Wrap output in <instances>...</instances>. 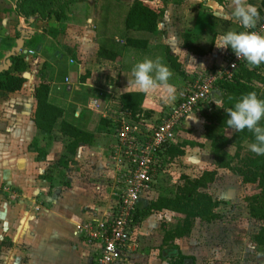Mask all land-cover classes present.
Returning <instances> with one entry per match:
<instances>
[{"label": "crops", "instance_id": "crops-1", "mask_svg": "<svg viewBox=\"0 0 264 264\" xmlns=\"http://www.w3.org/2000/svg\"><path fill=\"white\" fill-rule=\"evenodd\" d=\"M16 1L0 0V65L16 47L22 27L40 38L36 48L31 46L29 37L24 41V50L35 52L27 62L35 58L42 67L46 63L49 68L45 71L41 68L32 79L29 72L26 73L23 89L6 94L15 99L0 103V264H95V248L77 237L75 230L79 225L97 220L110 208L115 172L108 161L112 141L107 134L110 120L93 111L90 101L101 95L102 107L110 103L109 116L117 114L121 110L122 94L143 93L135 87L127 88L128 79H132V67L145 57L159 56L173 72L170 83L175 85L176 92L171 103L163 101L159 90L145 96L142 108L155 118L176 102L178 94L200 75L227 65L231 47L218 49L215 38L229 30L242 31L243 28L231 15V0H223L221 4L203 0H185L182 4L145 1L152 10L163 14L155 34L125 29L132 0L127 6H120L118 1L99 0L94 4L93 0H88L67 8L64 20L51 21L55 34L42 35L18 17ZM263 1L248 0V3L260 10ZM76 6L81 8L79 14H74ZM128 39L146 42L147 47L128 48ZM186 41L206 55L197 56L187 51ZM50 50L54 51L56 65L45 57ZM103 51L115 52L116 60L100 57ZM168 55L180 65V71L175 70ZM42 76L51 84L50 102L65 111L63 120L94 136L91 145L77 151L68 170L57 173L51 181L42 177L53 163L65 156L61 157L60 152L61 158L55 157L56 149L61 143L67 146L68 140L59 133L61 120L43 161L31 148L38 138L44 143L42 146L46 143L33 123L34 91ZM28 81L33 88L27 99L24 95ZM215 101L221 102L218 89L212 96L214 109L218 110L221 103L218 107ZM202 111L199 109L187 118L179 135L193 128L197 130V126L204 134V121L199 115ZM194 116L196 120L190 119ZM97 157L105 159L104 167H95ZM139 254L140 251L133 264H138Z\"/></svg>", "mask_w": 264, "mask_h": 264}, {"label": "trees", "instance_id": "trees-1", "mask_svg": "<svg viewBox=\"0 0 264 264\" xmlns=\"http://www.w3.org/2000/svg\"><path fill=\"white\" fill-rule=\"evenodd\" d=\"M88 0H17L15 11L19 18L23 19L27 27L36 28L42 35L55 34L52 30L45 28L51 21L60 22L66 18V9L77 3ZM104 2L119 0H101ZM133 4L125 19V29L127 31L147 32L155 34L158 32L159 21L162 12H156L145 4V1L154 0H132ZM165 4H182L185 0H160ZM223 3V0H203ZM260 18L264 19V1L259 10ZM31 39V46L36 48L40 45V38L28 35ZM128 48L145 49L146 42L128 39ZM184 48L197 55L205 56L206 53L186 41ZM230 55L233 50L230 49ZM116 53L103 51L100 57L108 60H116ZM175 70L180 71V65L176 60L168 55ZM10 67L8 70L0 72V93L15 94L20 92L27 80L24 75L30 69V64L24 56H12L8 59ZM49 66L45 63L42 70L45 71ZM217 89L221 94V108L218 110L205 109L202 113L204 121V140L205 144L200 146L209 147L216 153L214 163L216 170L205 171L200 177L191 179L188 176L182 178V184L171 187L170 181L164 182L160 179L157 190L159 197L147 204H140L134 218V226L148 219L150 216L169 212L179 217L175 228L170 229L168 224H163L162 245L171 251L168 258L160 255L161 261H168L167 264H195L193 256L184 255L175 246L178 240L189 237L197 221L214 223L219 220L217 210L225 206L226 202L217 200L209 194L218 179V170H227L237 176L243 185H251L256 188V193L246 199L250 218L260 222L261 228L251 238L254 245L258 246L264 255V155H257L250 151L247 144L255 142L254 134L247 129L236 132L229 128L226 121L229 117L226 110L233 108L240 98L250 92L255 91L259 98L264 99V64L259 67H252L246 62L238 67L231 81L219 82ZM51 84L41 77L39 84L34 91L36 100V110L33 115V123L40 133L45 145L42 146L37 140L33 142L35 152L43 161L47 157V149L52 144L53 133L59 121V133L68 140L66 154L61 159L52 164L48 169L44 180L51 181L57 173H65L70 164L75 161L77 151L84 146H89L94 141L93 134L86 132L75 125L64 121L65 111L50 102ZM145 94L139 92H129L122 94L119 103L123 112L127 113L132 119V124H139L140 117L150 119L152 113L145 111L143 103ZM264 126V119L260 122ZM187 142L172 145L167 150V162L173 163L176 159L186 155ZM227 148H232V157H226L223 153ZM166 192L167 194H163ZM141 250V243H140Z\"/></svg>", "mask_w": 264, "mask_h": 264}, {"label": "built area", "instance_id": "built-area-1", "mask_svg": "<svg viewBox=\"0 0 264 264\" xmlns=\"http://www.w3.org/2000/svg\"><path fill=\"white\" fill-rule=\"evenodd\" d=\"M261 27H264L262 18L253 30L259 31ZM33 55L35 52L30 51L28 58ZM246 62L233 52L225 67L200 75L160 115L150 119L142 116L139 124H132V118L122 109L109 116L110 103L102 107L101 95L90 101L93 111L110 120L107 134L112 141L108 161L115 172L110 208L97 220L79 225L75 230L77 237L95 248V264H133L140 251L135 214L166 175L167 150L178 144L179 133L190 115L199 109L215 110L212 96L217 84L231 81L238 67Z\"/></svg>", "mask_w": 264, "mask_h": 264}, {"label": "rangeland", "instance_id": "rangeland-1", "mask_svg": "<svg viewBox=\"0 0 264 264\" xmlns=\"http://www.w3.org/2000/svg\"><path fill=\"white\" fill-rule=\"evenodd\" d=\"M93 2L97 4L99 0H93ZM130 2V0H119L116 3L120 4V6H127ZM80 9V6L74 7V14H79ZM53 25V22L49 23L47 26L49 30H53ZM51 48L49 45V49ZM45 57L48 61H52L54 65L57 64L54 60V51L50 50ZM37 62L38 59L33 58L29 63L31 66L28 70L30 79H32L31 76L36 75V72H40L42 68V64ZM0 68H2V65H0ZM32 88L33 84L28 81L24 95L27 99L30 98ZM14 99V97L5 93H0L1 104L3 102H11ZM202 112L199 115H202ZM199 128L200 126H197V130L193 128L190 132L184 131L185 134L179 135V137L181 136L180 143L187 142L190 145L186 148L184 157L168 164L164 182L170 181L169 188L182 184L184 176L196 179L205 171L216 170L214 163L216 153L209 147L200 146L203 145L202 143L205 140L204 134H201ZM37 141L40 145L44 144L40 138ZM249 146L247 144L248 148ZM65 147V144H59L56 149L57 156L55 157H60V152L61 157L66 154ZM223 154L230 158L233 156L234 150L227 148ZM97 159L98 157L94 160L96 162L95 167H104L105 159L103 160L102 157ZM217 172V182L209 190V194L217 200L226 202L225 206L217 210L220 217L219 220L214 223L197 221L191 235L185 239L178 240L175 246L184 255L193 256L195 264H264V255L261 249L254 245L251 240L262 224L250 218L246 202L247 198L257 192L256 188L251 185H243L237 176L227 170H218ZM154 193L148 197L147 201L149 198L157 199L161 194L159 192ZM162 193L167 194L166 192ZM178 220L179 217L175 214L164 212L152 215L138 225V236L141 243L138 264H167L168 261L160 260V255H163L164 258H168L171 255V251L162 245L163 231L161 226L168 224L169 228L173 229L176 227Z\"/></svg>", "mask_w": 264, "mask_h": 264}, {"label": "clouds", "instance_id": "clouds-1", "mask_svg": "<svg viewBox=\"0 0 264 264\" xmlns=\"http://www.w3.org/2000/svg\"><path fill=\"white\" fill-rule=\"evenodd\" d=\"M231 15L245 30H229L215 38V46L218 49H227L229 46L240 59L247 61L250 68L264 64V27L255 31L260 20L258 8L248 3V0H231ZM203 66V65H202ZM235 67V65H233ZM132 79H128V87L138 88L145 95L162 92L165 103H171L175 99L176 87L170 80L173 72L163 62L162 57H145L137 62L131 69ZM126 88V89H127ZM220 107V101H215ZM230 118L226 124L236 132L247 129L252 132L255 142L251 143L250 151L257 155H264V126L260 122L264 119V99L258 97L255 91L243 95L233 108L226 110ZM190 119L196 120L197 117Z\"/></svg>", "mask_w": 264, "mask_h": 264}, {"label": "water", "instance_id": "water-1", "mask_svg": "<svg viewBox=\"0 0 264 264\" xmlns=\"http://www.w3.org/2000/svg\"><path fill=\"white\" fill-rule=\"evenodd\" d=\"M19 32H20L21 35H20V38L18 39V41L16 43L17 45L14 48V50L5 57V62L2 65V68H0V72H2L3 70H8L9 69L10 63H9L8 59L10 57H12V56H25V57H27L26 58L27 61L29 60V58H28L29 51L28 50H24V41L26 39H28L27 37H28L29 33H27L24 30H22V27L19 28ZM34 34L32 33L31 35L34 36Z\"/></svg>", "mask_w": 264, "mask_h": 264}, {"label": "flooded vegetation", "instance_id": "flooded-vegetation-1", "mask_svg": "<svg viewBox=\"0 0 264 264\" xmlns=\"http://www.w3.org/2000/svg\"><path fill=\"white\" fill-rule=\"evenodd\" d=\"M5 66V65H4Z\"/></svg>", "mask_w": 264, "mask_h": 264}]
</instances>
